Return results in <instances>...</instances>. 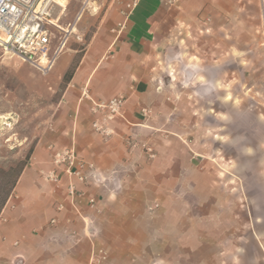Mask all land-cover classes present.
<instances>
[{
  "label": "crops",
  "instance_id": "1",
  "mask_svg": "<svg viewBox=\"0 0 264 264\" xmlns=\"http://www.w3.org/2000/svg\"><path fill=\"white\" fill-rule=\"evenodd\" d=\"M132 1H55V22L71 28L51 68L61 79L70 72L60 123L49 130L53 144L37 146L35 161L0 210V264L190 263L174 250L180 226H228L217 221L220 207L191 213V193L211 172L172 127L178 106L160 73L159 60L180 21L178 6L175 0H136L129 12ZM52 30L54 50L62 34ZM115 97L125 102L103 136L93 128L102 116L90 108ZM70 147L85 162V180L63 170L58 182L48 179L56 169L54 152ZM71 182L78 189L74 197ZM242 199L235 192L237 210Z\"/></svg>",
  "mask_w": 264,
  "mask_h": 264
},
{
  "label": "rangeland",
  "instance_id": "2",
  "mask_svg": "<svg viewBox=\"0 0 264 264\" xmlns=\"http://www.w3.org/2000/svg\"><path fill=\"white\" fill-rule=\"evenodd\" d=\"M175 3L180 21L159 60L160 73L178 106L172 127L211 172L191 193V213L220 207L217 221L228 225L180 226L175 253L190 261L181 264H264V0ZM78 44L81 54L85 43ZM2 51L0 193L20 167L35 161L37 146L53 144L49 130L60 123L70 75L43 74ZM235 192L242 194V209Z\"/></svg>",
  "mask_w": 264,
  "mask_h": 264
},
{
  "label": "built area",
  "instance_id": "3",
  "mask_svg": "<svg viewBox=\"0 0 264 264\" xmlns=\"http://www.w3.org/2000/svg\"><path fill=\"white\" fill-rule=\"evenodd\" d=\"M55 1L0 0V3H3L0 5V42L10 53L37 67L43 74L51 71L71 33V28H63L55 22ZM84 1L85 6L90 0ZM136 3V0L128 3L127 10L130 12ZM52 28L58 29L62 34L54 50L52 41L55 33ZM124 102V97H115L105 102L93 101L92 112L102 116L100 120L93 123L97 131L104 134L111 133L105 123L120 113ZM53 163L56 169L47 174L50 180L57 182L60 180L58 170H63L68 176L79 181H84L86 178L85 162L78 157L73 147L55 151ZM68 193L73 197L78 194L77 185L74 182L68 185ZM90 204L95 205L94 198L90 199Z\"/></svg>",
  "mask_w": 264,
  "mask_h": 264
},
{
  "label": "trees",
  "instance_id": "4",
  "mask_svg": "<svg viewBox=\"0 0 264 264\" xmlns=\"http://www.w3.org/2000/svg\"><path fill=\"white\" fill-rule=\"evenodd\" d=\"M23 168H24V166L20 167V173L22 172ZM16 181H17V179L15 178L12 182H10L8 187H5L4 190L0 193V210L3 207V205L5 204L7 197L11 193Z\"/></svg>",
  "mask_w": 264,
  "mask_h": 264
},
{
  "label": "bare ground",
  "instance_id": "5",
  "mask_svg": "<svg viewBox=\"0 0 264 264\" xmlns=\"http://www.w3.org/2000/svg\"><path fill=\"white\" fill-rule=\"evenodd\" d=\"M90 4V3H89ZM0 46L2 47V54H7V53H9V50L0 42ZM43 62H45V61H43ZM5 115V114H4ZM1 117V116H0ZM5 118V117H4ZM9 122V121H8Z\"/></svg>",
  "mask_w": 264,
  "mask_h": 264
},
{
  "label": "snow or ice",
  "instance_id": "6",
  "mask_svg": "<svg viewBox=\"0 0 264 264\" xmlns=\"http://www.w3.org/2000/svg\"><path fill=\"white\" fill-rule=\"evenodd\" d=\"M57 3H59V0H57ZM0 5H3V3H0Z\"/></svg>",
  "mask_w": 264,
  "mask_h": 264
}]
</instances>
